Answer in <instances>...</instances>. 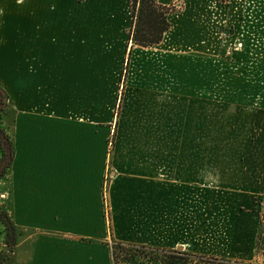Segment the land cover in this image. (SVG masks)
I'll list each match as a JSON object with an SVG mask.
<instances>
[{
    "label": "crops",
    "instance_id": "obj_1",
    "mask_svg": "<svg viewBox=\"0 0 264 264\" xmlns=\"http://www.w3.org/2000/svg\"><path fill=\"white\" fill-rule=\"evenodd\" d=\"M131 25L128 0H0L2 116L13 150L0 205L17 230L4 264H116L104 185L112 237L165 248L174 239L166 202L194 201L212 185L211 86L182 79L187 37L169 32L132 48L115 116ZM4 242L0 223V260Z\"/></svg>",
    "mask_w": 264,
    "mask_h": 264
},
{
    "label": "rangeland",
    "instance_id": "obj_2",
    "mask_svg": "<svg viewBox=\"0 0 264 264\" xmlns=\"http://www.w3.org/2000/svg\"><path fill=\"white\" fill-rule=\"evenodd\" d=\"M128 1L132 25L127 32L115 116L132 48L150 47L134 40L139 0ZM156 3L167 13L169 27L164 35L170 32L188 39L186 50L181 48L185 59L182 79L206 81L207 87L211 86L207 93L212 97V131L206 143L212 146L213 183L207 186V193H197L194 201L166 202L174 207L171 216H166V237L174 239L168 240L165 248L124 243L112 237L114 214L104 185L102 217L107 241L112 243V260L116 264H264V0ZM2 92L0 142L7 151L9 145L2 135V129H8L2 116L7 112L6 104L2 105L7 96ZM114 139L112 136L108 141L109 150ZM169 231L174 235H168ZM8 241H13L11 236ZM11 250L6 244L0 264Z\"/></svg>",
    "mask_w": 264,
    "mask_h": 264
},
{
    "label": "trees",
    "instance_id": "obj_3",
    "mask_svg": "<svg viewBox=\"0 0 264 264\" xmlns=\"http://www.w3.org/2000/svg\"><path fill=\"white\" fill-rule=\"evenodd\" d=\"M81 1V0H78ZM139 7H137V26L134 36L136 43L142 47L153 46L160 43L164 33L168 30L169 24L167 21V13L163 8L156 3V0H139ZM132 13L134 16V6L132 5ZM1 132V131H0ZM2 135L7 140L9 148L7 151L3 150L4 160L7 159L5 168L10 164L13 157V150L9 137L2 129ZM0 146H2L0 142ZM2 159V160H3ZM1 166V165H0ZM4 168V170H5ZM4 170L0 173L3 175ZM0 223L4 226L5 244L13 246L16 240L17 230L11 219L5 211L0 212ZM12 238V242L8 241Z\"/></svg>",
    "mask_w": 264,
    "mask_h": 264
},
{
    "label": "water",
    "instance_id": "obj_4",
    "mask_svg": "<svg viewBox=\"0 0 264 264\" xmlns=\"http://www.w3.org/2000/svg\"><path fill=\"white\" fill-rule=\"evenodd\" d=\"M0 93L3 94L1 89H0ZM5 104H6V99L4 98L2 101V105L5 106ZM6 162H7V159H5L4 162H2V164L0 166V173L4 170Z\"/></svg>",
    "mask_w": 264,
    "mask_h": 264
}]
</instances>
